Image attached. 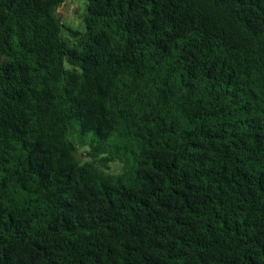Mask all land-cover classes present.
Returning <instances> with one entry per match:
<instances>
[{
    "label": "trees",
    "instance_id": "obj_1",
    "mask_svg": "<svg viewBox=\"0 0 264 264\" xmlns=\"http://www.w3.org/2000/svg\"><path fill=\"white\" fill-rule=\"evenodd\" d=\"M62 1L0 0V264H264V0Z\"/></svg>",
    "mask_w": 264,
    "mask_h": 264
},
{
    "label": "rangeland",
    "instance_id": "obj_2",
    "mask_svg": "<svg viewBox=\"0 0 264 264\" xmlns=\"http://www.w3.org/2000/svg\"><path fill=\"white\" fill-rule=\"evenodd\" d=\"M55 15L62 25L78 32V35L73 37L67 29H61L62 38L67 41L70 46L76 45L80 36L86 31L84 22L86 15V2L84 0H63L60 5L56 7ZM68 139L75 144L74 154L80 163L95 160L97 167L104 173L118 174L122 171L123 163L119 159L103 164L100 161V158L103 155L96 156L95 158L90 155L89 145L80 144L76 134H70Z\"/></svg>",
    "mask_w": 264,
    "mask_h": 264
}]
</instances>
